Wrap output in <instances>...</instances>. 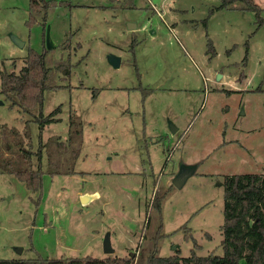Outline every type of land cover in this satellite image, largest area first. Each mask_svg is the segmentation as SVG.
<instances>
[{
    "label": "rangeland",
    "instance_id": "rangeland-1",
    "mask_svg": "<svg viewBox=\"0 0 264 264\" xmlns=\"http://www.w3.org/2000/svg\"><path fill=\"white\" fill-rule=\"evenodd\" d=\"M52 1V57L71 64V74H58V88L31 114L0 93V166L45 172L38 193L0 173V259L137 254L155 194L183 166L197 170L152 213V232L158 217L162 224L159 255H223L224 178L264 171V0H253L259 13L219 8L224 0ZM29 6L0 0L6 73L46 47L43 22L27 24ZM58 108L57 122H34ZM72 114L82 129L76 159L66 148ZM69 167L74 174L51 175ZM107 236L113 255L104 252Z\"/></svg>",
    "mask_w": 264,
    "mask_h": 264
},
{
    "label": "trees",
    "instance_id": "trees-1",
    "mask_svg": "<svg viewBox=\"0 0 264 264\" xmlns=\"http://www.w3.org/2000/svg\"><path fill=\"white\" fill-rule=\"evenodd\" d=\"M56 6L52 0H30V12L27 24L39 23L44 28V40L47 26V13ZM229 7L232 9L253 10L259 13L262 9L253 0H224L219 8ZM45 43V42H44ZM59 47L48 50L46 47L42 53L29 50L24 60V66L19 73H6L0 69L1 91L6 99L11 101V106H16L25 113H33L37 109H42L44 102V92L50 89H57L56 79L58 74L70 75L71 64H66L62 60L52 57ZM65 46L62 45V49ZM264 93V91H262ZM60 108L56 109L47 117H37L34 122L44 127L57 122L56 116ZM29 123V122H28ZM29 125V124H28ZM26 126L25 133L28 140L31 139ZM14 131L12 135L16 136ZM81 122L74 114L70 117L69 134L67 143L68 154L76 159L82 146ZM30 142V141H29ZM59 145L58 140H56ZM19 144L23 142H18ZM31 145V142L30 144ZM43 146L37 153L41 160L43 156ZM10 149L8 143L5 151ZM30 150V149H29ZM24 151L23 159L30 160L33 153ZM66 150V151H67ZM12 151V149H11ZM27 162V163H30ZM8 165V166H7ZM1 167L0 173L16 175L23 181L32 193L40 192L42 188L43 169L31 168L14 169L10 164ZM74 168L69 167L62 171H53L54 175L74 174ZM174 189L171 184L162 194H155L151 205L152 210L147 214L145 230L141 245L137 249V254L131 253L126 257L108 256L103 259L92 257L43 259H0V264H264V171L261 174L227 175L224 178V223L221 226L223 241L221 247L223 255L210 253L206 256H198L195 250L186 258L177 254L169 257L159 255L160 241L163 236L161 231L162 224L157 218L158 227L156 232H152L153 211L159 216L162 211L163 203ZM39 201V199H38ZM37 201V202H38ZM187 238L190 233L185 229ZM195 248L199 245L195 243Z\"/></svg>",
    "mask_w": 264,
    "mask_h": 264
},
{
    "label": "water",
    "instance_id": "water-1",
    "mask_svg": "<svg viewBox=\"0 0 264 264\" xmlns=\"http://www.w3.org/2000/svg\"><path fill=\"white\" fill-rule=\"evenodd\" d=\"M132 25V24H131ZM135 26H129V29L131 30L132 28H134ZM11 39L14 42V44L16 46H18L19 48L23 49L26 45V43L22 40H20L19 38H17L16 36L11 35ZM45 40H46V48L48 50H52L55 49L56 46L53 43L52 39H51V35H50V26L46 27V33H45ZM108 62L115 68H119L121 65V58L119 56L116 55H109L108 57ZM0 104H3L2 102H0ZM171 130L173 133L176 132V128H174V126L171 127ZM197 170L196 166H183L179 173L175 176V178L172 181V185L175 186L177 189L182 188V186L184 185V183L186 182L187 178L194 174L195 171ZM104 252L107 255H113L115 253V250L112 248L111 245V241H110V237L107 236L104 240ZM17 251L19 253H22V249L17 248Z\"/></svg>",
    "mask_w": 264,
    "mask_h": 264
}]
</instances>
